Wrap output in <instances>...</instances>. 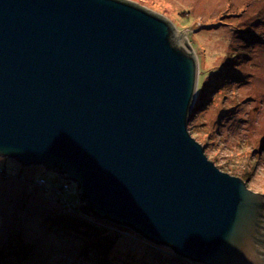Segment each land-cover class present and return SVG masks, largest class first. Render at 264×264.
I'll return each instance as SVG.
<instances>
[{
  "label": "water",
  "instance_id": "water-1",
  "mask_svg": "<svg viewBox=\"0 0 264 264\" xmlns=\"http://www.w3.org/2000/svg\"><path fill=\"white\" fill-rule=\"evenodd\" d=\"M179 37L129 0H0V157L181 257L264 264V194L188 129L198 62Z\"/></svg>",
  "mask_w": 264,
  "mask_h": 264
},
{
  "label": "rangeland",
  "instance_id": "rangeland-1",
  "mask_svg": "<svg viewBox=\"0 0 264 264\" xmlns=\"http://www.w3.org/2000/svg\"><path fill=\"white\" fill-rule=\"evenodd\" d=\"M129 1L165 18L180 35V44L197 57L191 134L218 167L242 176L249 189L264 194V0ZM20 166L0 157V167L10 173ZM24 169L29 175L45 170L42 165ZM42 184V178L33 186L0 177V264H202L179 260L171 247L111 221L113 242L105 243L109 248L102 259L89 246L84 251L70 243L59 246L43 220L62 215H54L58 201L41 190ZM105 224L100 220L98 227Z\"/></svg>",
  "mask_w": 264,
  "mask_h": 264
},
{
  "label": "trees",
  "instance_id": "trees-1",
  "mask_svg": "<svg viewBox=\"0 0 264 264\" xmlns=\"http://www.w3.org/2000/svg\"><path fill=\"white\" fill-rule=\"evenodd\" d=\"M226 172L233 175V173L229 171ZM44 174H47V177ZM9 176L13 177L15 180L20 181V183L26 182L33 186H38V180L41 178L43 179L44 184L39 187L41 188V190H43V192L52 194L58 201L59 204L57 203V208L59 209L57 212H54V215H62L56 218L55 216H52L51 218H48V216L45 217V222L43 220V227L47 231L49 229L51 230L52 233L50 234L53 235V238H57L60 244L59 246L67 245L64 243H70L72 248L76 250L80 249V251L86 250V248L89 246L91 250L96 252L95 254H97V257H101V259L102 254L108 252L109 247H107L105 243L111 244L113 242V234L108 231L107 225V222H109L110 224L111 222L107 221L105 218L95 217L89 214V212H83L87 210L80 206V201L75 193V186L73 182L62 179L60 176H58V174L54 172H47L43 169L40 170V172H37L35 175H29L28 172H25L24 166H20V168H18V171L15 173H10L3 167H0V177L7 179ZM241 178L243 179L242 176ZM100 220L106 223L105 226L98 227ZM94 222H96V224ZM45 230L43 229V231ZM108 233L110 234L108 235ZM54 235L58 237H54ZM108 236L111 237L109 241ZM57 248V246L51 247L49 250L51 252L55 251V249ZM42 249L44 250L45 248ZM174 252L172 253L173 257L179 260H186L176 252ZM41 261L42 260H33L32 263L40 264Z\"/></svg>",
  "mask_w": 264,
  "mask_h": 264
}]
</instances>
